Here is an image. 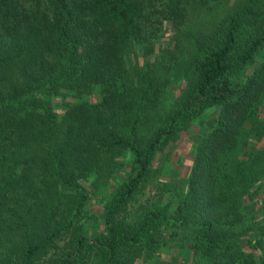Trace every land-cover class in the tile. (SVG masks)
<instances>
[{
  "label": "trees",
  "instance_id": "1",
  "mask_svg": "<svg viewBox=\"0 0 264 264\" xmlns=\"http://www.w3.org/2000/svg\"><path fill=\"white\" fill-rule=\"evenodd\" d=\"M261 54L264 0H0V264H264Z\"/></svg>",
  "mask_w": 264,
  "mask_h": 264
},
{
  "label": "rangeland",
  "instance_id": "2",
  "mask_svg": "<svg viewBox=\"0 0 264 264\" xmlns=\"http://www.w3.org/2000/svg\"><path fill=\"white\" fill-rule=\"evenodd\" d=\"M231 3L232 2H229V4ZM157 28H160L159 30L157 29L158 41L155 45L153 54L149 55V59L152 61L157 57L156 55L160 53V51L169 46L168 41H170L171 36L174 34L173 28L165 21L163 22V25L158 24ZM170 47L172 48V44ZM263 55L264 54H261L262 57H259V59L264 58ZM139 58L140 60L143 58V54L141 52H139ZM256 64L257 62L254 65ZM177 82L178 81H175V83ZM173 88L175 90V87ZM194 131L195 129H193V131L191 130L190 133H193ZM188 135L186 133L181 135V139L171 146V149L168 151L169 156L164 157V161L160 157L156 160L155 176L157 180L159 179L162 181L181 184L182 180L186 178L192 160V149L190 148V140ZM262 145H264V139L258 144L259 147ZM254 209H256V207H254ZM162 258L166 260L171 259L170 264H183L185 261V254L183 250L171 249L166 253V256L163 255Z\"/></svg>",
  "mask_w": 264,
  "mask_h": 264
}]
</instances>
